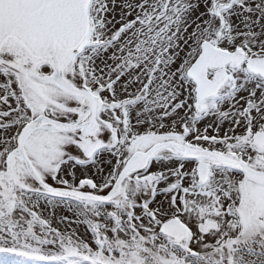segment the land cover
<instances>
[{
	"label": "snow or ice",
	"instance_id": "6c2138e0",
	"mask_svg": "<svg viewBox=\"0 0 264 264\" xmlns=\"http://www.w3.org/2000/svg\"><path fill=\"white\" fill-rule=\"evenodd\" d=\"M3 264H264V0H0Z\"/></svg>",
	"mask_w": 264,
	"mask_h": 264
},
{
	"label": "rangeland",
	"instance_id": "374dc122",
	"mask_svg": "<svg viewBox=\"0 0 264 264\" xmlns=\"http://www.w3.org/2000/svg\"><path fill=\"white\" fill-rule=\"evenodd\" d=\"M9 258H5L3 255H0V264H3V262Z\"/></svg>",
	"mask_w": 264,
	"mask_h": 264
}]
</instances>
